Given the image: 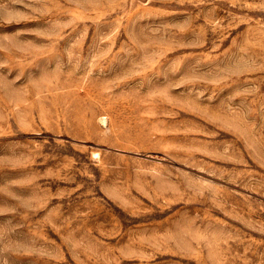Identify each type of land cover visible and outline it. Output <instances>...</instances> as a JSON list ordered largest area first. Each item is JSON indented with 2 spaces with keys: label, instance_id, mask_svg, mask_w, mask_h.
Listing matches in <instances>:
<instances>
[{
  "label": "rangeland",
  "instance_id": "obj_1",
  "mask_svg": "<svg viewBox=\"0 0 264 264\" xmlns=\"http://www.w3.org/2000/svg\"><path fill=\"white\" fill-rule=\"evenodd\" d=\"M0 264H264V0H0Z\"/></svg>",
  "mask_w": 264,
  "mask_h": 264
}]
</instances>
